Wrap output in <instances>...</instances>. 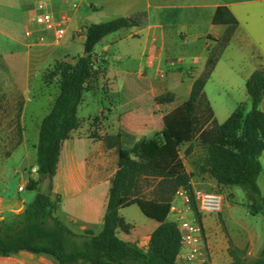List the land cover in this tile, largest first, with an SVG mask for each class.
Returning a JSON list of instances; mask_svg holds the SVG:
<instances>
[{"label":"trees","instance_id":"1","mask_svg":"<svg viewBox=\"0 0 264 264\" xmlns=\"http://www.w3.org/2000/svg\"><path fill=\"white\" fill-rule=\"evenodd\" d=\"M181 11L167 8L163 12L178 17ZM141 23L136 15L89 24L85 27L81 56L74 64L55 63L48 74L49 79L57 78L59 92L39 125L34 146L36 177H29L26 187L36 192L35 197L21 214L0 219V256L26 251L49 255L57 264H176L180 232L167 216L175 192L179 188L191 190V174L185 171L179 156L184 144H189L186 155L195 142L204 148L199 172L207 173L220 185L242 188L250 199L259 195L256 180L262 170L260 158H264V112L260 109L264 69L256 70L245 83L250 109L247 111L245 104L237 106L221 124L214 120L203 91L237 27L228 10L219 7L212 23L229 27L207 56L204 71L193 81L188 99L163 117L161 136L145 142L136 141L125 132L104 138L107 147L116 149L117 170L111 179L100 233L94 235L85 230L77 235L55 216L59 198L51 194V187L50 193L44 194L40 186L43 178L53 179L62 143L83 123L77 116L83 94L95 90L104 75V69L96 63V48L107 35ZM173 99V94L165 93L155 102L171 103ZM141 148L152 158V164L141 160ZM146 181H152L154 186L149 197L141 194ZM133 205L158 222L146 252L115 234L118 227H124L119 210ZM251 207L256 208L254 204ZM191 209L198 220L194 202ZM230 255L238 264L245 252L231 248ZM253 264H264V249Z\"/></svg>","mask_w":264,"mask_h":264},{"label":"crops","instance_id":"2","mask_svg":"<svg viewBox=\"0 0 264 264\" xmlns=\"http://www.w3.org/2000/svg\"><path fill=\"white\" fill-rule=\"evenodd\" d=\"M162 1L165 4L158 2L157 5H153L150 0H139V9L135 11L128 6L125 11L127 13L123 16L134 17L141 12L157 9V13L159 11L162 17L159 23L148 20L142 22L140 26L121 29L114 37L110 34L109 37L108 35L104 37L96 48V54L104 53L108 63L106 68H103L104 75L98 87L88 92H102L106 83L110 95L117 100L109 102L108 108L98 110L94 118L99 119L97 127L91 125L90 130L86 132L82 123L81 127L73 131L69 139L62 143L56 173L50 186L51 194L59 198L55 216L74 233L81 234L89 230L94 235H98L102 229L111 179L117 170L116 149L107 147L104 138L120 132L128 133L134 136L136 141L144 142L161 136L163 117L188 99L193 81L196 79V74L194 77H186L180 71H173L165 81H162L158 80L162 77L157 72L153 73L152 68H145L146 72L139 78V67L144 50H153L158 56L163 50L174 51V46L179 45V34L182 33L188 42L184 51L186 63L196 64L197 72H201L209 49L229 27V25L212 23L217 8H226L237 21V27L203 91L213 118L219 124L223 123L241 104L246 105L247 111L250 109L245 83L256 70L264 69V0H204L198 4L176 3L175 0ZM167 8H180L182 11L178 17H175L172 12L168 14L163 12ZM201 9L207 11L208 29L204 31H200L203 22L198 13ZM204 37L207 41L205 39L203 41ZM118 53L121 57L116 56ZM114 59L118 61L117 66L113 63ZM209 83L215 85L219 94L234 93V100L230 106L219 110L220 118L213 110L211 97L207 93ZM156 90H159V93L155 94ZM165 93L173 94V101L156 103L155 98ZM82 101L83 98L80 104ZM23 108L22 106V110ZM260 109L264 112V99L260 103ZM179 156L182 161L180 153ZM141 157L145 164H152V158L146 153L141 154ZM182 164L185 171L190 174L191 166L186 165V160L182 161ZM260 164L262 170L256 180L259 195L250 199L244 192L245 200L252 209L251 213L264 210L262 209L264 160H260ZM23 178L20 176L15 185L0 186V219L21 214L35 197V191H25L28 179L23 180ZM20 186L24 188L21 191L18 190ZM153 188L154 186L149 189L152 191ZM190 188L215 191L223 195L222 210L217 217L204 218L197 214V221L203 227L202 264H230L233 263L231 248L244 251L246 257L262 246L260 235L256 230L231 212L237 209V206L231 205L229 199L225 200L224 193L232 198L233 193L230 190L232 187L218 184L207 173L197 172L190 179ZM141 194L144 195V192ZM253 204L256 206L255 209L251 207ZM132 209L136 210L134 218L137 223L128 217L127 211ZM119 216L124 222V227L115 230L116 236L146 252L150 236L158 227V222L144 215L137 205L120 209ZM177 217L178 215L169 211L167 220L177 225ZM185 217L189 220L196 218L192 209H189ZM220 218L223 222L222 226H219ZM131 226L135 229L134 234L128 232ZM0 264H57V262L49 255L21 251L0 256Z\"/></svg>","mask_w":264,"mask_h":264},{"label":"rangeland","instance_id":"3","mask_svg":"<svg viewBox=\"0 0 264 264\" xmlns=\"http://www.w3.org/2000/svg\"><path fill=\"white\" fill-rule=\"evenodd\" d=\"M150 1L153 5H157L158 2L165 4L162 0ZM202 1L204 0H175L176 3L182 4H198ZM33 2L34 0H0V186L4 187L15 185L20 176L24 177L23 180L29 177L35 178L34 146L38 141L39 125L59 92L57 78L49 79L48 74L52 71L55 63L65 61L74 64L77 58L81 56L83 41L75 37L76 30L87 27L91 23L106 22L117 17H123L124 13H127L125 11L128 6L135 11L139 9V0H81L78 8L73 12L68 37L63 43L33 47L27 45L24 37V28L27 25L30 5L32 6ZM137 15L140 16L143 23L148 20L159 23L162 19L159 11L157 13V9L144 11ZM198 15L203 22L200 31L208 29L207 11L201 9ZM76 17L77 19H75ZM115 33L110 35L114 37L116 36ZM207 36L210 37V35ZM204 39L207 41L206 37L203 38V41H205ZM178 43L179 45L174 46V51L163 50L160 56L155 54L153 50H144L139 67V78L146 72L147 69L145 68H152L153 73L157 72L162 77L158 80L162 81H165L173 71H180L186 77H194L196 74L195 78H198L204 71L205 65L201 72H197L196 64L186 63L184 51L188 42L182 33L179 34ZM215 48L216 44L209 49L207 55L213 52ZM116 56L121 57L120 53ZM96 63L101 68H106L108 61L105 59L104 53L97 54ZM113 63L115 66L118 65L116 59L113 60ZM107 86L105 83L102 92H88L83 95L77 116L84 121L83 129L86 132L90 130L91 125L93 127L99 125V119H94L98 110L108 108L109 102L117 100L110 95ZM154 93H159V90ZM207 93L211 97L213 110L220 118L219 110L227 109L230 106L234 100V93L222 92L219 94L213 83L207 85ZM22 106L24 107L23 110ZM159 127L158 129H160ZM188 146L189 144L182 145L179 152L182 161L186 160V165L191 166L192 178L199 172V165L204 158L205 150L195 142L192 147L194 153L191 152L192 154L186 155L185 151ZM140 154H144L143 148L140 149ZM260 160L262 161L264 158ZM152 186V181H146L142 184L144 196L151 195L152 192L149 188ZM230 190L233 197L230 198L226 193H224V197L225 200L229 199L231 205L237 206V209H233L231 212L235 217L241 218L244 223L256 230L262 241L260 248L264 249V210L251 213L252 209L245 200L243 189L232 187ZM25 191L29 192L30 190L26 187ZM127 212L128 217L136 222L137 220L134 218L136 210L132 209ZM203 216L206 218L217 217L218 215L206 214ZM222 224L220 218L219 226ZM134 231L133 226L128 229L129 233L132 232L131 234H134ZM260 248L244 259L241 258L238 264H253L261 250Z\"/></svg>","mask_w":264,"mask_h":264},{"label":"built area","instance_id":"4","mask_svg":"<svg viewBox=\"0 0 264 264\" xmlns=\"http://www.w3.org/2000/svg\"><path fill=\"white\" fill-rule=\"evenodd\" d=\"M81 0H34L28 14L24 37L28 46H50L63 43L70 28L73 12ZM85 27L77 29L76 38L84 39ZM24 188L20 186L19 191ZM194 202L198 215H218L222 210L223 195L215 191L179 188L170 205L178 215L180 250L176 264H202L204 254L203 227L197 219L189 220L185 214Z\"/></svg>","mask_w":264,"mask_h":264},{"label":"water","instance_id":"5","mask_svg":"<svg viewBox=\"0 0 264 264\" xmlns=\"http://www.w3.org/2000/svg\"><path fill=\"white\" fill-rule=\"evenodd\" d=\"M36 177V175H35ZM50 186H51V178L50 177H45L42 179L41 182V192L44 194H49L50 193Z\"/></svg>","mask_w":264,"mask_h":264}]
</instances>
